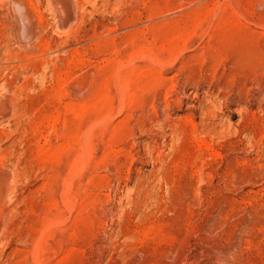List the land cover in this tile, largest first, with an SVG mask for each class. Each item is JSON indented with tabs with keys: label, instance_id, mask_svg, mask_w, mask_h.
<instances>
[{
	"label": "rangeland",
	"instance_id": "rangeland-1",
	"mask_svg": "<svg viewBox=\"0 0 264 264\" xmlns=\"http://www.w3.org/2000/svg\"><path fill=\"white\" fill-rule=\"evenodd\" d=\"M0 264H264V0H0Z\"/></svg>",
	"mask_w": 264,
	"mask_h": 264
}]
</instances>
